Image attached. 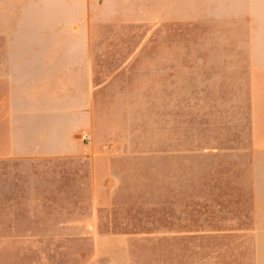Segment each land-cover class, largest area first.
<instances>
[{
	"label": "rangeland",
	"instance_id": "obj_1",
	"mask_svg": "<svg viewBox=\"0 0 264 264\" xmlns=\"http://www.w3.org/2000/svg\"><path fill=\"white\" fill-rule=\"evenodd\" d=\"M0 53L89 63L94 87L83 152L0 164V259L123 235L132 264H264V0H0Z\"/></svg>",
	"mask_w": 264,
	"mask_h": 264
},
{
	"label": "crops",
	"instance_id": "obj_2",
	"mask_svg": "<svg viewBox=\"0 0 264 264\" xmlns=\"http://www.w3.org/2000/svg\"><path fill=\"white\" fill-rule=\"evenodd\" d=\"M2 60L0 53V164L9 157H23L25 152H47L52 157L83 152L76 136L91 125V64L64 61L25 66ZM261 80L264 73L255 72L253 129L258 143H264V135L260 136L264 127V116L259 114ZM110 245L113 250L107 253L104 247ZM93 247L83 264H132L128 238L123 235L95 238ZM0 264H23V256L0 259Z\"/></svg>",
	"mask_w": 264,
	"mask_h": 264
},
{
	"label": "built area",
	"instance_id": "obj_3",
	"mask_svg": "<svg viewBox=\"0 0 264 264\" xmlns=\"http://www.w3.org/2000/svg\"><path fill=\"white\" fill-rule=\"evenodd\" d=\"M86 137H87V136H86V135H84L82 138H83V139H85Z\"/></svg>",
	"mask_w": 264,
	"mask_h": 264
}]
</instances>
